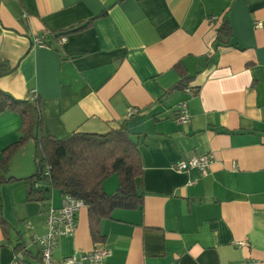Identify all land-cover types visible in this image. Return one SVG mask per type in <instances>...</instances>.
<instances>
[{
  "label": "crops",
  "instance_id": "crops-1",
  "mask_svg": "<svg viewBox=\"0 0 264 264\" xmlns=\"http://www.w3.org/2000/svg\"><path fill=\"white\" fill-rule=\"evenodd\" d=\"M223 22L230 43L215 44ZM1 63L0 91L38 96L44 133H105L125 123L140 135L142 204L100 221L105 264H264V0H0ZM181 70L194 93L170 89ZM181 101L186 123L175 119ZM20 126L17 111L0 112V158ZM203 154L212 158L203 175L172 169ZM33 159L29 140L10 160L19 180L0 185L9 225L6 234L0 227V264H11L18 244L19 264H42L41 212L62 194L25 200ZM117 187L116 174L103 182L106 193ZM94 243L83 206L53 260Z\"/></svg>",
  "mask_w": 264,
  "mask_h": 264
},
{
  "label": "trees",
  "instance_id": "trees-1",
  "mask_svg": "<svg viewBox=\"0 0 264 264\" xmlns=\"http://www.w3.org/2000/svg\"><path fill=\"white\" fill-rule=\"evenodd\" d=\"M83 24L70 27L66 32L86 27ZM230 27L223 22L215 38V44H229ZM0 64V75L5 72ZM181 78L170 89L190 88V80L183 71ZM17 99L0 91V112L15 110L21 116V135L17 141L2 150L0 158V185L19 180L9 171L12 156L29 140L34 142L33 173L22 178L26 184V201L49 199L51 189L60 194H69L81 199L87 207L88 222L95 242L102 241L100 221L109 217L115 208H135L142 204V193L136 189L135 178L142 173L139 145L143 142L139 134H133L125 123L105 133L71 132L57 137L42 130L39 97ZM45 170L48 174H44ZM116 174L118 187L113 193H106L103 182ZM47 183L49 186L39 185ZM8 223L2 216L0 204V227L6 234ZM15 247L14 252L24 253V246Z\"/></svg>",
  "mask_w": 264,
  "mask_h": 264
},
{
  "label": "built area",
  "instance_id": "built-area-1",
  "mask_svg": "<svg viewBox=\"0 0 264 264\" xmlns=\"http://www.w3.org/2000/svg\"><path fill=\"white\" fill-rule=\"evenodd\" d=\"M58 40L59 42H64L66 41V36L62 35ZM33 42L41 46L46 45L40 36H35ZM184 90L186 93H191L189 87ZM134 111L135 109H131L130 113ZM190 117L186 102H179L176 106V121L186 123ZM211 162L212 158L209 154L191 156L176 160L172 164V169L179 173L194 169L203 175L207 172ZM44 174H48V171L45 170ZM193 182L194 180L190 183ZM83 206L85 204L81 199L65 194L62 195L59 206L49 204L43 209L41 213L46 225V232L35 237L40 247L39 255L42 264H56L53 260V250L61 238L74 235L77 228V212ZM238 244L244 245L245 242L238 241ZM109 254L110 251L105 245L101 244V242H96L89 250L63 257L57 264H105L104 258L109 256ZM22 259V252H15L11 264H19Z\"/></svg>",
  "mask_w": 264,
  "mask_h": 264
}]
</instances>
